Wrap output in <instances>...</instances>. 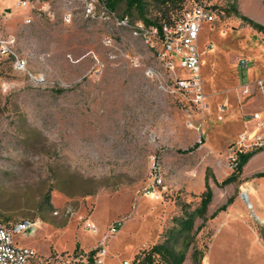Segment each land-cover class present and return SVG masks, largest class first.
Instances as JSON below:
<instances>
[{
  "label": "rangeland",
  "instance_id": "374dc122",
  "mask_svg": "<svg viewBox=\"0 0 264 264\" xmlns=\"http://www.w3.org/2000/svg\"><path fill=\"white\" fill-rule=\"evenodd\" d=\"M16 3L0 0V35L13 34L16 56L25 59L24 70L15 71L0 58V218L35 222L19 237L42 259L30 264H57L56 253L84 261L97 246L106 250L102 264H129L161 239L180 202L198 203L206 167L212 200L207 219L194 226L202 264H264V176H257L264 150L236 182L217 184L232 170L237 134L250 125L243 118L264 116L257 85L264 81V31L239 16L264 27V0H236L239 15L223 0L216 19L202 25L204 111L169 89L157 39L146 43L128 26L79 10L64 22L58 5L54 16L26 22ZM114 13L139 21L121 4ZM153 159L161 177L157 197L146 193ZM47 192L50 208L41 207ZM76 243L88 248L76 254ZM190 254L184 264H192Z\"/></svg>",
  "mask_w": 264,
  "mask_h": 264
},
{
  "label": "built area",
  "instance_id": "2783aa9c",
  "mask_svg": "<svg viewBox=\"0 0 264 264\" xmlns=\"http://www.w3.org/2000/svg\"><path fill=\"white\" fill-rule=\"evenodd\" d=\"M222 1L193 0L191 6L184 7L178 14L172 15L170 21H163L160 27L145 25L141 20L131 24L127 15L116 16L102 0H17L16 6L25 11L26 22L31 20V15L54 16L55 6L58 5L64 22H70L73 12L79 10L88 19L112 20L117 25L128 26L134 35L141 36L146 43L157 39L160 43V59L168 72L169 89L181 94L199 111H204L208 107L200 77L201 49L198 40L202 25L212 23L216 19V12ZM207 46L210 48L212 45L209 43ZM0 58L11 61L15 71L25 68V59L16 56L15 37L11 33L0 35ZM183 70L188 72L186 76L180 75ZM257 85L261 88L264 100V81L257 80ZM5 87L8 88V85ZM245 120L250 121V125L237 134L232 145L234 152L250 147H264V116L259 112H252L246 115ZM151 166L153 180L146 190L149 195L156 194L155 186L161 183L158 163L154 159ZM34 226L35 222L26 218L0 220V264H30L42 260L35 248L19 242V237L28 234ZM85 227L92 233L97 231L92 222H87ZM117 229L118 226L113 225L110 232H116ZM95 249L90 262L86 255L82 261L73 253H56L53 260L57 261V264H102L106 250L103 246H97Z\"/></svg>",
  "mask_w": 264,
  "mask_h": 264
},
{
  "label": "trees",
  "instance_id": "16d2710c",
  "mask_svg": "<svg viewBox=\"0 0 264 264\" xmlns=\"http://www.w3.org/2000/svg\"><path fill=\"white\" fill-rule=\"evenodd\" d=\"M109 10L115 11L118 5L124 6L126 13H134L136 18L141 20L145 25H157L160 27L163 21H170L172 13L179 9L181 11L184 7L181 5L182 0H102ZM228 6L233 13L239 15L235 7L236 0H227ZM150 5L155 8L156 15L149 17ZM241 20L249 24L257 31H264V27L246 16L239 15ZM198 146L195 143L188 150H193ZM264 150V147H250L245 150H237L234 153L232 170L217 182L218 186L223 187L227 184L236 182L244 165L248 160L259 151ZM257 176H264V172L258 173ZM210 178H213L210 169L206 167L204 173L203 191L199 194V201L191 207L189 202H180V213L171 218V224L162 231L161 239L150 244L147 247L139 249L134 253L132 260L129 264H184L186 254L191 249V262L192 264H202L204 251L197 248L194 244V226L196 219L200 218L202 221L207 219V208L212 200V189L210 186ZM49 192L46 193L41 207L47 205L51 207L49 201ZM45 202V203H44ZM232 202L230 197L225 204L221 205L212 214L214 216L217 212L225 210L227 205ZM0 220H7L1 219ZM198 229V228H196ZM74 251L76 254L81 253L78 243L75 244ZM96 249H90L85 255L87 259L92 261ZM204 259V258H203ZM75 264H82L81 262Z\"/></svg>",
  "mask_w": 264,
  "mask_h": 264
},
{
  "label": "crops",
  "instance_id": "0c3cea01",
  "mask_svg": "<svg viewBox=\"0 0 264 264\" xmlns=\"http://www.w3.org/2000/svg\"><path fill=\"white\" fill-rule=\"evenodd\" d=\"M242 121H243V125L245 126V124L247 123V121H246V120H244V118H243V120H242ZM26 245H27V244H26ZM33 248H34V247H33ZM86 248H88V247H86ZM86 248H84V247L82 248V247H81L82 251H85V250H86ZM81 249H80V250H81Z\"/></svg>",
  "mask_w": 264,
  "mask_h": 264
},
{
  "label": "bare ground",
  "instance_id": "6f19581e",
  "mask_svg": "<svg viewBox=\"0 0 264 264\" xmlns=\"http://www.w3.org/2000/svg\"><path fill=\"white\" fill-rule=\"evenodd\" d=\"M151 196L157 197V195H156V194H153V195H151Z\"/></svg>",
  "mask_w": 264,
  "mask_h": 264
},
{
  "label": "water",
  "instance_id": "95a60500",
  "mask_svg": "<svg viewBox=\"0 0 264 264\" xmlns=\"http://www.w3.org/2000/svg\"><path fill=\"white\" fill-rule=\"evenodd\" d=\"M32 229H33V228H32ZM32 229H31V230H32ZM31 232H32V231H31Z\"/></svg>",
  "mask_w": 264,
  "mask_h": 264
}]
</instances>
